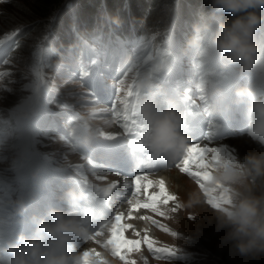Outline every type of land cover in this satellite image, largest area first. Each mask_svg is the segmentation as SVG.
I'll return each instance as SVG.
<instances>
[{
    "label": "clouds",
    "instance_id": "9594fccd",
    "mask_svg": "<svg viewBox=\"0 0 264 264\" xmlns=\"http://www.w3.org/2000/svg\"><path fill=\"white\" fill-rule=\"evenodd\" d=\"M112 22L119 25L120 20L114 17ZM262 32L264 0H209L208 14H201V19L193 23L192 34L183 43V54L197 62L206 55L225 70L235 69L239 82L230 98L215 80L202 84L211 110L221 114L226 106L230 114L242 116L248 135L264 146V90L255 82H247L250 77L264 74V40L259 36ZM55 67L61 70L64 63L57 62ZM136 87L143 93L138 100L139 115L150 127L147 149L157 157L175 161L184 154L191 139L183 130V102L175 95H167L151 71L137 79ZM103 124L111 127L112 121L104 120ZM76 131L80 148L86 153L94 152L101 139V124L84 115ZM130 155L139 167L136 154L131 151ZM211 185L227 188L231 195V204L213 213L215 232L223 233L219 245L227 248L230 257H264V150L247 154L236 163L216 164ZM58 199L63 206L49 208L44 216H32L35 231L31 237L21 233L18 243L9 242L2 249L0 264H78L80 256L69 251V246L91 234L92 195L70 176ZM202 200L201 191H193L187 206Z\"/></svg>",
    "mask_w": 264,
    "mask_h": 264
},
{
    "label": "snow or ice",
    "instance_id": "6c2138e0",
    "mask_svg": "<svg viewBox=\"0 0 264 264\" xmlns=\"http://www.w3.org/2000/svg\"><path fill=\"white\" fill-rule=\"evenodd\" d=\"M75 23V19L73 20ZM113 23L112 21L109 22ZM75 31V29H73ZM8 38V37H6ZM4 43L0 40V44ZM37 51V56H39ZM85 56L87 59L86 70L80 73L74 74L71 79H81V87L86 88L85 91L74 92L73 96L77 99L78 105L81 108L89 109L87 115L92 119L103 118L105 114L111 117L112 124H118L121 131L115 133H109L101 131V141L113 142L121 141L126 142L130 146L131 151L136 154V158L140 160V166L134 167L131 173H125L118 169L113 164L112 158L98 151L97 147L94 152L86 153L90 155L92 160L89 161L91 165L93 161L96 162L90 169V174L94 177L95 181L106 182L109 173L120 174L125 173V179L122 183V188L125 190L124 195L120 196L119 189L121 187V181H111L107 183V186L101 187L98 184L90 183L88 176L84 174V169L80 166H74L72 172L69 174H78L77 183L82 187H85L90 191L92 195V201L97 202L93 208L94 211L90 213L92 220L91 234L79 240H74L70 246L69 251L75 252L77 243L85 241H95L97 244L101 243L98 237H102L106 230H110L111 236L103 242V247L108 248L111 246V254L114 257L119 258L123 264H136L134 260L128 258L129 253L139 252L141 245H146L149 252L154 256L173 258L177 256V249L169 246L157 247V241L149 235L150 229H136L131 223H125L128 219H140L142 221L149 222L151 225L161 229L166 233H171L173 236L179 234L170 229L166 224L162 223L159 219L154 218L158 216L165 218L168 212L177 213L182 205L179 202V198L176 194L169 191L166 180L160 178L158 180L149 179L148 173L144 171L147 169H158L168 167L171 162V166H174L180 173L186 174L195 180L196 184L203 191L207 197V204L213 209H220L225 205L231 204L230 190L223 188L220 185L212 186V171L213 167L219 163H236L237 159L229 146L207 147L201 146L200 143H190L185 149L184 154L176 159L170 161L164 157H157L151 153L147 147V137L150 131L148 123L143 120L138 111V100L143 95L140 89L136 87V81L141 76L142 72L151 71L153 74L158 71L160 65L157 68L151 66H144L143 64L136 65H124L118 69H111V66H104L103 69L97 66L98 60L94 61L92 50L87 49ZM74 59L73 57H69ZM171 60V56L168 57ZM2 63L8 64V60H3ZM85 67L84 65L81 66ZM199 67V64L197 65ZM111 71V79L115 81L114 84H107L104 82L101 71ZM129 73H134L131 83L126 84ZM10 75L7 72H0V79L4 76ZM201 83L198 89L199 100L204 102L205 112L207 113V96L205 94V88L202 86L206 82L202 77ZM258 80V87L264 90V76L256 77ZM99 80L100 87H96V82ZM42 82V81H41ZM47 85H45V89ZM45 89L41 90V94H45ZM175 96L179 97L184 104V107L188 104L195 105V102L190 96V88H186L183 92L174 90ZM32 105L39 111L48 112V109L37 102L36 97L32 99ZM50 103V101H48ZM103 105V106H101ZM61 109H66L69 106L60 102L58 105ZM91 109H103V111H90ZM190 112L185 109V115ZM211 117L210 113H207ZM81 113L71 111L67 113L64 118V123L75 124L80 120ZM15 123V128H10V134L19 130L20 123L11 120L10 125ZM25 124L27 122H24ZM3 122L0 121V150L4 148L5 133L2 126ZM205 125L211 133L208 136H204L202 132L195 134V139H219L217 136V130L220 125L213 123L211 119L205 121ZM185 133L189 130V124L185 121L184 129ZM67 144L72 146L73 151L79 150L84 152L80 148L79 138L75 133H69L65 128L63 134L60 137ZM16 138L13 136V143L10 145L13 151H16L18 147H28L26 143L18 145ZM0 159H3L0 156ZM9 175H5L4 170L0 169V190L4 192L0 196V213H5L3 218H0V245L3 244L6 237H10L16 230L14 225H10L9 221H12L15 216L19 215V212L15 211L18 205L12 204V198L15 196L17 200H23L31 193V189L26 182L25 176L21 173L18 167H13L9 170ZM131 177L129 182L128 177ZM157 188V191H149L152 188ZM130 190V191H128ZM114 191L116 192V199L113 200ZM143 197V198H141ZM117 201L119 203H127L129 206L126 213L119 211L115 206ZM170 202H173L171 208H167ZM11 209V210H10ZM141 209L148 210L154 215H140L135 216L134 213H139ZM107 218V219H106ZM195 219V217H190ZM114 221V222H113ZM14 224L23 226L25 223L23 220L14 221ZM132 230L133 234L138 237L137 239L126 238L125 232ZM143 232V236H141ZM94 253L96 257L101 254L92 249L91 252L84 251L78 264H95V260L90 259V255Z\"/></svg>",
    "mask_w": 264,
    "mask_h": 264
},
{
    "label": "rangeland",
    "instance_id": "374dc122",
    "mask_svg": "<svg viewBox=\"0 0 264 264\" xmlns=\"http://www.w3.org/2000/svg\"><path fill=\"white\" fill-rule=\"evenodd\" d=\"M6 3L9 2L6 0L0 3V39L3 37L4 34L6 35L7 33L11 32L13 29H22L24 34L22 37L24 39V42H26V45H29L28 46L29 51L24 53V56L17 57V59H14L13 57V59L10 60L8 64H3L1 66L0 72H7L10 73V75H6L4 76V78L0 79V117L2 118L3 116H8L10 109H12L13 107H19V105L22 103H25L26 107H29L31 109H36L31 103L32 99L30 101H24L25 99L30 98L32 96L36 97L38 103L42 105H46V107H48L49 105L48 107L49 111L47 113L48 114L50 113V116L53 115L58 121H64L65 116L67 115V113L71 112L72 109H75L76 112H80L81 117L87 115L89 109H84L79 107L77 99L73 96L74 92H80L86 90V88L81 87V82L78 80V78L71 79L70 77H72L73 74L69 72V70L65 66L61 70L56 69L55 67L56 64L50 65V67L45 66L44 69H41L40 67L39 69L37 68L38 65L43 64V62L39 61V58L44 55V52L47 49L46 47L44 46L42 47L40 45L42 41L46 43V38H44L43 35L50 30L51 37H53L55 34L52 35V33H55V31L57 30L59 31L61 29L57 27L55 24L49 22L46 24L47 26L46 31H42L40 27L34 30L32 26L27 24L28 21L27 18H25L23 14L21 15L19 13H17L16 15L15 14L11 15L9 12H6V14L4 13V15L1 16L3 14L2 8L5 7L4 5H6ZM166 12L167 15L165 14L162 15H164V18L167 17L165 24L166 27H168V25L173 20L172 18L175 15H174V11L171 9H168ZM43 27L44 26H42L41 28ZM166 27L162 24V27H160L159 30L156 32L160 33L162 30L166 29ZM186 36L187 35H184L182 37V41H181L182 44L184 43ZM158 43H160V40H158ZM46 44L48 45V43ZM162 46H164L163 43ZM37 51H39L40 53L39 56H37ZM26 59L27 62L25 64ZM186 64L189 67H192L193 60L187 62ZM41 81L43 82L42 84L45 83L47 85V88L45 89V94L42 95V97L44 96L48 97L50 103H47L42 98H40L39 97L40 93L37 90H35L36 89L35 83L36 82L41 83ZM255 83L257 85V82ZM60 102H63V104H66L69 107L66 109H61L58 106ZM31 112L34 113L36 111L31 110ZM81 117H80V122H81ZM109 119H111V117L105 114L103 118H98L94 121L100 123L102 130L106 132L107 129H109L110 127L104 125L103 121ZM114 126L115 124L111 125V127ZM27 128H28L27 133H29L30 126ZM57 130H58L57 126H53V128H51L49 132L48 131L40 132L39 135L36 136V138L39 137L38 142L41 141L40 147L45 152L47 158L49 160H53L56 164L66 165L69 172H72L74 166H80L81 168L84 169L85 175L91 176L90 169L92 166L96 164V162L93 161L92 164L90 165L89 161L91 159L82 156L80 154H77L75 151H73L71 146L60 138L61 135L60 133H58ZM33 131H37V130L33 129ZM240 131L241 132L239 133L234 131V133L231 135L232 136L231 138L233 139L242 138L243 134L240 133H244V131L242 129H240ZM26 136L28 137L29 134ZM10 145L11 142H9V146L5 149V151L1 152L0 150V155L3 157V159H0V169L4 170L5 175L8 174V171L11 168L12 163L14 162V158L12 156L13 150L10 147ZM262 149L264 150L263 146ZM70 162L74 164V166L73 165L71 166ZM169 170L176 172L178 169L172 167ZM158 173L159 172L150 173L148 174V176L150 175L153 176ZM73 174L75 173L73 172ZM111 177H116V176H113L109 173L108 178ZM123 179L121 178V180ZM190 179L192 180V178ZM90 180L92 183L98 185H100L101 183L102 187H104L105 182L95 181L94 177L91 178ZM122 183L123 182H121V187L119 189L120 196H123L125 192V190L122 188ZM194 183L196 182L194 181L191 182L190 184L192 186H195ZM176 190L177 187L175 186L174 191ZM199 191H201V194H204L200 188ZM115 199H116V194L113 200ZM206 201L207 198H203L201 204L208 205ZM116 204L121 208L128 209L129 207L127 203H119L117 201ZM145 214L154 215L150 211L144 209H141L139 213H134V215L137 217ZM154 218L159 219L162 223L166 224L161 219V217L154 216ZM124 222L133 224L136 229L142 226L143 227L141 229L143 228L150 229L149 235L158 242L156 245L157 247L159 246L174 247L177 249V252L182 254L183 256V260L181 261H174V262L165 261L157 256H154L151 252L148 251L146 245L142 244L141 250L139 252H132L129 253L128 255V258L130 260H134V258L138 256L141 261L140 264H253L255 261L257 262L264 261V257L258 259L242 258L239 256L230 257L227 248H224L223 246L219 245L220 236H222L223 233L215 232L216 221L213 219V217L210 218L205 214L202 215V218H198L193 221L190 220V217L187 220L184 219L181 221L182 225L180 224V226L177 228L166 224L170 229L177 232L179 234L178 236H173L171 235V233H166L161 229L151 225L149 222L142 221L138 218L128 219L125 220ZM110 234H111L110 231L106 230L104 236L98 237V239L101 240V243L96 245H97V249L99 248L97 251L101 254V257L96 258L95 260H97L96 262H99L102 259L104 260L103 264H123V262L120 261L119 258L112 256L111 246H109L108 248L103 247V242H105L107 238H110L111 236ZM143 234L144 233L141 232V236H143ZM125 236L126 238L129 239L138 238L133 234L132 230L126 231ZM90 241L91 240L78 243L75 254L82 257L84 250L86 251L88 249L87 247H90L89 246Z\"/></svg>",
    "mask_w": 264,
    "mask_h": 264
},
{
    "label": "trees",
    "instance_id": "16d2710c",
    "mask_svg": "<svg viewBox=\"0 0 264 264\" xmlns=\"http://www.w3.org/2000/svg\"><path fill=\"white\" fill-rule=\"evenodd\" d=\"M9 3L2 8V15L6 12L23 14L27 18V24L34 30L46 31L47 23H53L61 30L58 31L60 42L58 51L66 49L73 41L72 29L78 28L83 35L92 34L100 25L118 17L119 25L111 23L114 31L124 34L133 26L137 33L150 29L158 31L162 24L166 27L167 10H177V20H188L197 17L199 12L208 13L209 0H7ZM7 10V11H6ZM227 18V17H226ZM51 19V20H50ZM52 22V20H54ZM75 19V23L73 20ZM108 21V22H106ZM98 22H101L98 24ZM43 24V25H42ZM44 26L43 28H41ZM46 26V27H45ZM167 28V27H166ZM41 31V32H42ZM162 30L161 32H164ZM45 33V32H44ZM24 35V34H23ZM22 35V36H23ZM23 45L14 59L24 56L28 50L26 42L21 37ZM27 59L25 60V64ZM253 264H264V261Z\"/></svg>",
    "mask_w": 264,
    "mask_h": 264
},
{
    "label": "bare ground",
    "instance_id": "6f19581e",
    "mask_svg": "<svg viewBox=\"0 0 264 264\" xmlns=\"http://www.w3.org/2000/svg\"><path fill=\"white\" fill-rule=\"evenodd\" d=\"M118 131H121L119 128V125L115 124L114 127H110L109 129H107L106 132L115 133ZM243 131L244 133H242L243 134L242 138L233 139L231 137H228L224 139L225 140L224 142H218V143L209 141V140H203L200 144L201 146H207V147L229 146L230 149L233 151L237 161H240V160H243L244 156H246L247 154L263 150L262 146L256 143L255 141H253V139L248 135L247 130H243ZM121 178L125 179V176L119 177L118 175L116 177L108 178L107 181L104 183V187L107 186V183L111 181H123L124 179L121 180ZM160 178H164L166 180L169 191L178 196L179 202L182 205V208L177 213L168 212L167 217L161 218L167 225H171L177 228L180 226V224L182 225L181 223L182 220L184 219L187 220L189 217H195V219H198V218H202L203 214H205L206 216H209L210 218L213 217L214 209L210 205L209 206L202 205L200 203V204L194 205L193 207L187 206L189 194L192 193L193 191L199 190V186L196 183H194L195 186H192L190 183L194 181L191 180L190 177H187L186 174L180 173L179 170H177L176 172H173L169 169H166L162 172H159L158 174L149 176V179H152L154 181ZM128 179H129V182H131L130 176L128 177ZM175 186L177 187L176 191H174ZM157 190L158 189L154 187L150 189L149 191H157ZM115 194L116 192L114 191L113 199L115 197ZM201 195L203 196V198H207L204 194H201ZM115 206L117 207L119 211L126 213L127 211L126 208H121L117 204ZM172 206H173V202H170L169 205L166 207L171 208ZM195 219H190V220L193 221ZM142 227H139L138 229H141ZM96 244L97 243L95 241H90L89 242L90 247H88L86 251L91 252L92 249H95L96 252H98ZM100 257L101 255L99 257H96L94 253L90 255V259H93V260H95L96 258H100ZM134 260L136 264L141 263L140 258L138 256H136ZM96 261L97 260H95V262Z\"/></svg>",
    "mask_w": 264,
    "mask_h": 264
}]
</instances>
